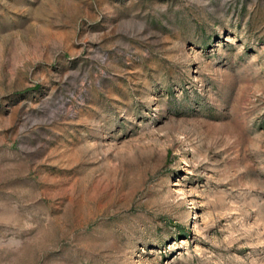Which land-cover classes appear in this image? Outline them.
<instances>
[{
    "label": "rangeland",
    "instance_id": "1",
    "mask_svg": "<svg viewBox=\"0 0 264 264\" xmlns=\"http://www.w3.org/2000/svg\"><path fill=\"white\" fill-rule=\"evenodd\" d=\"M0 264H264V0H0Z\"/></svg>",
    "mask_w": 264,
    "mask_h": 264
}]
</instances>
